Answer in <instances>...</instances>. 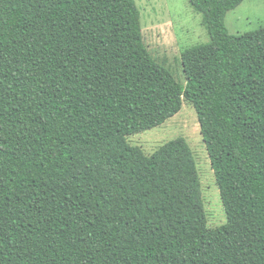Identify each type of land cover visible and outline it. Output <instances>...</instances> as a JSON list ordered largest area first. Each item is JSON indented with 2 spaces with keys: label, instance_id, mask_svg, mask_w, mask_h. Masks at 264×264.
<instances>
[{
  "label": "trees",
  "instance_id": "1",
  "mask_svg": "<svg viewBox=\"0 0 264 264\" xmlns=\"http://www.w3.org/2000/svg\"><path fill=\"white\" fill-rule=\"evenodd\" d=\"M243 0H189L210 40L186 84L135 0H0V264H264V27ZM197 111L227 223L210 228L184 137L129 136Z\"/></svg>",
  "mask_w": 264,
  "mask_h": 264
},
{
  "label": "rangeland",
  "instance_id": "2",
  "mask_svg": "<svg viewBox=\"0 0 264 264\" xmlns=\"http://www.w3.org/2000/svg\"><path fill=\"white\" fill-rule=\"evenodd\" d=\"M135 1L140 11L147 48L159 63L173 72L177 81L186 84L182 52L210 40L202 15L193 10L189 0ZM226 26L231 34H243L263 28L264 0H243L238 7L227 12ZM178 137H184L194 153L209 227L215 228L227 223L197 111L192 103L183 99L177 114L158 127L129 136V141L150 154L162 144Z\"/></svg>",
  "mask_w": 264,
  "mask_h": 264
}]
</instances>
